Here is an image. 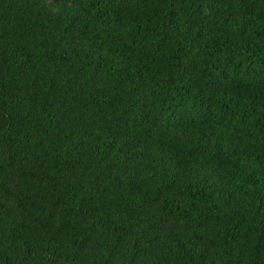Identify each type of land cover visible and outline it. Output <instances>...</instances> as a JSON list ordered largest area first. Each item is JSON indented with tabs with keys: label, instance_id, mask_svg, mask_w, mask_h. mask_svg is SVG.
Wrapping results in <instances>:
<instances>
[{
	"label": "trees",
	"instance_id": "trees-1",
	"mask_svg": "<svg viewBox=\"0 0 264 264\" xmlns=\"http://www.w3.org/2000/svg\"><path fill=\"white\" fill-rule=\"evenodd\" d=\"M0 264H264V0H0Z\"/></svg>",
	"mask_w": 264,
	"mask_h": 264
}]
</instances>
